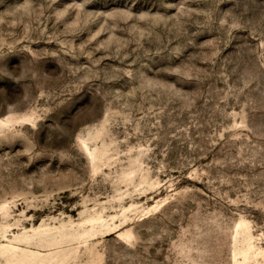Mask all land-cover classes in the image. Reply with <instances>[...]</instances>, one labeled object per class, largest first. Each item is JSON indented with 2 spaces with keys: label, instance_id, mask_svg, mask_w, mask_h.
I'll return each instance as SVG.
<instances>
[{
  "label": "rangeland",
  "instance_id": "1",
  "mask_svg": "<svg viewBox=\"0 0 264 264\" xmlns=\"http://www.w3.org/2000/svg\"><path fill=\"white\" fill-rule=\"evenodd\" d=\"M0 264H264V0H0Z\"/></svg>",
  "mask_w": 264,
  "mask_h": 264
}]
</instances>
